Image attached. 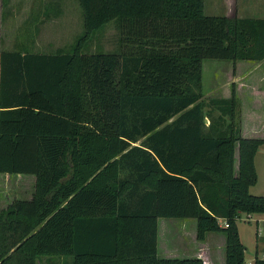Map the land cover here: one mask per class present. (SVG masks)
Returning a JSON list of instances; mask_svg holds the SVG:
<instances>
[{
    "label": "trees",
    "instance_id": "16d2710c",
    "mask_svg": "<svg viewBox=\"0 0 264 264\" xmlns=\"http://www.w3.org/2000/svg\"><path fill=\"white\" fill-rule=\"evenodd\" d=\"M78 1L71 53L0 50V174L36 177L0 210V264H204L159 258L160 219L223 235L224 264H246L236 219L264 214L249 192L264 140L241 136L234 86L204 125L202 62H263L264 19L205 16L203 0ZM112 21L120 54H85Z\"/></svg>",
    "mask_w": 264,
    "mask_h": 264
},
{
    "label": "rangeland",
    "instance_id": "374dc122",
    "mask_svg": "<svg viewBox=\"0 0 264 264\" xmlns=\"http://www.w3.org/2000/svg\"><path fill=\"white\" fill-rule=\"evenodd\" d=\"M22 8H24L23 12ZM29 8L34 9L31 12L27 10ZM232 11H235L237 18L264 19V0H237L236 2L234 0H203L205 16L226 17L232 14ZM83 35L84 17L78 0H5V2L0 0V49L2 50L23 49L30 53L69 54ZM90 39L84 46L85 54H120L121 52L122 34L116 21L104 26ZM237 63L241 65V68L243 65H252L251 62L245 61ZM235 64L231 61L214 59H206L202 62V100L206 106L204 110L206 127L219 116L218 111L210 107V101L230 97L232 71ZM252 100L249 90L240 91L235 112V125L238 127L244 124L249 129L250 123L254 124L255 119L263 118L261 116L264 115V110L259 108L257 103H252ZM225 119L229 121L228 117ZM255 157L258 162V170L254 164L257 179L256 183L249 188V192L251 195L264 197L263 144L259 152H256L254 160H256ZM16 177V175L0 174V210L7 208L16 199L30 200L35 193V176L25 175L24 180L21 181L19 178L20 183H16ZM249 216L240 213L236 219L246 248V262H252L255 259L257 240L258 246L261 244L260 239L256 238L257 234L264 237V222L257 224L258 215ZM219 223L222 224V221L220 220ZM191 224H194L195 230L196 223L191 219H160L159 258H174L166 252L170 245H174L173 250L177 253H186L190 249ZM261 253L262 250L259 247L258 256ZM39 264H74V258L44 256L40 258Z\"/></svg>",
    "mask_w": 264,
    "mask_h": 264
},
{
    "label": "crops",
    "instance_id": "0c3cea01",
    "mask_svg": "<svg viewBox=\"0 0 264 264\" xmlns=\"http://www.w3.org/2000/svg\"><path fill=\"white\" fill-rule=\"evenodd\" d=\"M236 1L237 0H234V2ZM33 9L29 8L27 10L28 11L30 10L32 12ZM23 10L24 8H22L21 11L23 12ZM238 62H244V61H238ZM251 63L252 65H243V68H241L240 67L241 65H239L238 63L235 64V67L233 68L234 71H232V86L235 85L236 98L239 99L240 91L247 89L250 91L251 98L253 99L252 103H255V104L257 103L258 107L264 110V61L259 62V63H256V62H251ZM261 117L263 118L262 119L260 118L257 120L255 119L254 124L250 123L249 129L246 128L244 124H240V127H239L240 133L243 138L264 140V115ZM260 147L257 153L259 152ZM254 164H255L256 169L258 170L257 159L254 160ZM16 176H17L15 180L16 183H20L22 180H24L23 176L25 175H16ZM19 178H21L20 179L21 181H19ZM35 185H36V177H35ZM254 195L256 196V194ZM250 216L252 217V215ZM260 222H264V214L258 215V218L256 219V223L258 224ZM191 226H192V236L190 238V249H188L186 253H177L173 250L174 245L173 246L170 245L169 247L170 249L168 247L166 249L167 254L170 257H174L172 259L199 258L204 262V264H224L225 240H224L223 235L216 234V233H209V234H206L202 242H198L196 240V224H195V230L193 228L194 224H191ZM159 227H160V220H159ZM237 230H238L239 239L241 243L243 244L242 239H241V234H240L238 227H237ZM182 237L183 238L185 237L183 232H182ZM256 238L260 239L261 244L258 246V240H257V246L255 245V253H256L255 259L256 258L263 259L264 258V249H263L264 248V237L257 234ZM259 247L262 250V253L258 256L257 253H258ZM158 252H159V235H158ZM171 255H174V256H171ZM180 257H186V258H180ZM165 259H167V257ZM254 260L252 262H246V261L245 262L246 264H252Z\"/></svg>",
    "mask_w": 264,
    "mask_h": 264
},
{
    "label": "water",
    "instance_id": "95a60500",
    "mask_svg": "<svg viewBox=\"0 0 264 264\" xmlns=\"http://www.w3.org/2000/svg\"><path fill=\"white\" fill-rule=\"evenodd\" d=\"M233 12V11H232ZM235 12V11H234ZM232 13V14H230V15H228V16H226L227 18H235L236 16H235V13Z\"/></svg>",
    "mask_w": 264,
    "mask_h": 264
},
{
    "label": "built area",
    "instance_id": "2783aa9c",
    "mask_svg": "<svg viewBox=\"0 0 264 264\" xmlns=\"http://www.w3.org/2000/svg\"><path fill=\"white\" fill-rule=\"evenodd\" d=\"M220 221V220H219ZM221 226H224V227H228V225H227V223L226 222H224V221H222V224L221 223H219ZM264 259V258H263Z\"/></svg>",
    "mask_w": 264,
    "mask_h": 264
}]
</instances>
